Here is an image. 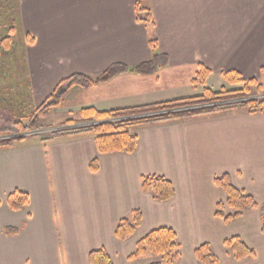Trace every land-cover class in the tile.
<instances>
[{"label":"crops","instance_id":"1","mask_svg":"<svg viewBox=\"0 0 264 264\" xmlns=\"http://www.w3.org/2000/svg\"><path fill=\"white\" fill-rule=\"evenodd\" d=\"M25 1L32 41L27 74L35 101L71 75L96 78L114 65L133 69L152 60V39L158 54L169 57L154 73L128 70L92 87L73 86L56 108L59 121L88 108L144 107L199 96L205 88H242L224 78L231 70L264 82V0ZM138 7L151 10L154 25L138 20ZM200 66L211 70L205 85L194 84ZM133 132L134 153H101L90 132L0 147V264H92L90 253L101 248L114 264L159 262L152 255L128 259L137 242L159 227L178 234L176 264H203L195 250L204 243L218 264H264L259 207L230 224L215 216L217 204L227 199L215 178L225 173L264 204V111L209 113L137 125ZM149 175L170 179L174 198L156 200L144 191L142 178ZM18 189L30 200L13 210L8 197ZM135 209L142 212V224L118 239L117 225ZM8 227L18 232L8 234ZM234 236L256 254L230 255L224 241Z\"/></svg>","mask_w":264,"mask_h":264},{"label":"trees","instance_id":"2","mask_svg":"<svg viewBox=\"0 0 264 264\" xmlns=\"http://www.w3.org/2000/svg\"><path fill=\"white\" fill-rule=\"evenodd\" d=\"M137 15L138 20L151 23L152 25L154 24L150 10L138 7ZM3 35L0 34V48L2 46L4 49V43L7 44V41L10 45L11 34H8L7 37ZM150 43L152 49L154 50L153 59L148 62H144L133 69L124 65H114L96 78L86 74H74L62 80L51 95L46 98L41 107L38 108V112H35V117H49L54 108H58L62 105L66 94L73 86L79 85L82 87H92L105 82L112 76L124 71L133 70L138 73L148 74L156 72L162 65H167L169 57L167 55L158 54L157 40L152 39ZM210 74L211 70L209 68L200 66L197 76L194 79V84L201 83L205 85ZM223 76L228 82L243 84L244 87L235 90L222 89L218 92L205 88L203 94L199 96L182 98L144 107L110 111H98L93 108L84 109L80 113L82 120L94 123L77 129H68L57 132L52 136L41 138L42 140L47 141L51 138L62 135L90 132L95 135V141L98 150L101 153H134L138 147V136L133 133L131 129L137 125L235 109H243L250 114H256L264 111V96L259 99L253 98L238 102L223 103L224 101L243 97L246 92L250 90L251 86H255L258 92L264 93V82H260L257 78L245 79L238 71L235 70L224 72ZM217 102L218 104H216ZM206 103H213V105L145 117H132L143 112L151 113L152 111L172 110L181 106L191 104L203 105ZM15 141H20V138L18 140L10 139L8 141L0 140V147L13 145ZM90 168L94 172L98 171V159H94L91 162ZM215 183L224 189L227 194L226 201L217 204V210L215 213V216L217 218H222L226 224L232 223L234 220L239 218L244 211L250 208L259 207L264 213V204L260 205L253 196L238 189L232 183L231 177L228 173L216 177ZM142 187L144 191L152 193L154 199L156 200L168 201L174 198L176 194V189L172 181L163 175L144 176L142 178ZM29 200V193L18 189L9 195L8 204L13 210H21L29 203ZM226 210H230L231 213H226ZM142 219L143 215L140 209L133 210L130 216L123 218L117 225L115 231L116 237L120 240H125L133 235L142 224ZM17 232V228H6V233L8 234H16ZM262 232L264 233V214L262 216ZM224 244L233 253V256L236 259H243L256 254L255 250L249 247L239 236L226 239ZM181 247L182 246L178 240V234L175 229L171 227H159L151 230L137 242L135 251L129 255L128 259L132 261L152 255L160 257L161 261L151 264H176L181 257ZM195 255L203 264H218L220 261L219 257L213 252L209 243H204L197 247ZM89 258L92 264H114L111 255L105 248L93 250L90 253Z\"/></svg>","mask_w":264,"mask_h":264},{"label":"rangeland","instance_id":"3","mask_svg":"<svg viewBox=\"0 0 264 264\" xmlns=\"http://www.w3.org/2000/svg\"><path fill=\"white\" fill-rule=\"evenodd\" d=\"M25 5V0H0V34H4L6 37L8 34H11L10 45L7 41V44L4 43L5 48L3 49L2 46L0 48V140L8 141L10 139L18 140L20 138V141H15L16 144L26 139H42L41 137H49L57 132L81 128L91 123L83 121L81 115L68 116V118L59 121L62 113H58L56 108L52 110L51 115L47 118L35 117V112H38V108L41 107L46 98L35 101L29 85L27 74L28 62L26 58L32 41L23 18ZM243 87L244 85L242 84ZM262 96H264L263 92H258L255 86H251L250 90L243 97L224 101L223 103L238 102L253 98L259 99ZM211 105L213 103L203 105L191 104L172 110L150 111L151 113L143 112L132 117H145ZM131 130L133 132V127ZM226 213H231V211L226 210ZM263 214L262 212V216ZM228 253L233 256V253L229 249ZM151 262L156 263L158 261Z\"/></svg>","mask_w":264,"mask_h":264},{"label":"water","instance_id":"4","mask_svg":"<svg viewBox=\"0 0 264 264\" xmlns=\"http://www.w3.org/2000/svg\"><path fill=\"white\" fill-rule=\"evenodd\" d=\"M92 123H94V122H92ZM92 123H89V124H92Z\"/></svg>","mask_w":264,"mask_h":264}]
</instances>
